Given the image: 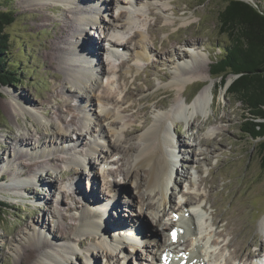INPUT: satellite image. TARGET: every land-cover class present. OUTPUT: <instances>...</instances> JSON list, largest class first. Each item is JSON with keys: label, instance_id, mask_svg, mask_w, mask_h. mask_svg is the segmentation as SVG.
<instances>
[{"label": "rangeland", "instance_id": "1", "mask_svg": "<svg viewBox=\"0 0 264 264\" xmlns=\"http://www.w3.org/2000/svg\"><path fill=\"white\" fill-rule=\"evenodd\" d=\"M78 1H65V5L53 7L51 0H2V9L14 15V22L5 29L10 42L6 55L7 66L16 73L19 82L0 91V147L6 144V152L0 158V175L4 176L0 179V201L8 206L0 222V264H19L23 248L41 247L42 241L50 246L41 248L40 255H51L56 260L52 264H137L141 261L139 256L143 258L145 253L148 255L155 249V244L168 240L164 227L176 222L175 216L182 215L178 212L180 204L190 200L204 208V238L217 244L212 257H217L221 264L259 263L257 255L264 253V231L259 227L264 220V170L255 151L256 141L240 132L242 105L227 94L225 87L219 88V79L210 75L212 62L222 55L221 49L229 42L219 24V14L226 0ZM103 1L106 4L103 5ZM253 4L263 7L264 0H253ZM127 11L134 14V29L140 31L144 39H140L139 33L133 36L134 30L122 31L123 38L114 40L116 47L110 48L109 57L118 52L114 58L109 59L105 51L100 57H92V62L88 58L93 66L89 68L90 73L98 84L92 94L77 89L76 86H82L70 82L69 74L80 71V66L78 63L65 65L66 52L82 40L79 32L95 43L103 42L105 50L108 49L103 41L109 38L105 28L112 22L121 25L119 20ZM41 16L47 18L42 25L38 21ZM95 18L98 23L91 27L86 25L83 32L80 22ZM64 23L77 29L65 37L64 44H59L60 61L55 59L54 64L49 65L43 54L53 39L52 30ZM129 38H132L130 42ZM139 40L144 41L149 52L142 61H137L136 55L141 45ZM189 49L197 53V63L191 65L190 70L198 73L203 69L204 79H194L185 88H176L171 84L172 74L178 59L190 60ZM89 52L91 54V48ZM102 65L104 74L100 71ZM230 78L233 76H228L226 82ZM210 83H213L211 111L208 110L205 117L193 114L189 126L185 118L175 117L167 125L168 133L176 136L172 145L179 160V174L168 187L170 203L167 197V203L158 208L161 196L157 190L152 193L134 190L136 184L142 186L146 181L142 170L137 169L129 181L131 174L126 175V172H133L134 152L128 150L138 146L139 135L150 127L155 116L172 109L181 92L180 100L188 104ZM105 94L114 100H103ZM15 101L29 114L18 108L12 113L4 109L3 105H14ZM98 108L110 112L113 120V114L121 118L119 125L123 126L125 138L115 143L114 137H108L106 125L97 123L92 116L94 112L99 113ZM54 110L57 115L49 116ZM207 119L208 123L204 124ZM39 120L47 124V129H65L66 142L51 147L34 145L40 136L34 129L42 132ZM88 125V135L77 141V130L84 133ZM114 127L116 131L121 128ZM24 134L35 140L30 146L19 149L11 139L18 141L17 137L25 138ZM48 135L51 140L60 141L51 131ZM209 137L216 140L206 147L196 145L195 140ZM107 139L120 146V152L109 148ZM94 147L96 153L85 156ZM17 153L24 157L13 161L11 158ZM56 156L59 159L51 163L49 160ZM73 160H77L76 166L72 165ZM81 162L85 166L81 167ZM28 167L31 171L21 175L19 181L28 186L25 193H13L9 190L11 181L7 180V173H24ZM80 188L88 198L98 195L100 200L87 203L91 200L83 197L77 190ZM72 203L74 208L70 207ZM51 204L53 209L50 210ZM86 204L92 205V210L98 214L102 212L108 231L115 228L113 220H122L130 223L126 228L137 226L142 233L139 231L130 237L131 241H126L123 231L110 232L112 236L124 238L116 239L120 244L124 242L121 248L118 245L119 251L112 253L113 248L108 256L103 250L89 263L87 249L95 247L97 240H88L80 246L68 241L89 237L77 231L79 215ZM170 204L177 214L170 213ZM55 208H58L56 212ZM157 211L160 212L158 217ZM63 216L68 220L63 221ZM212 217L218 221L213 226ZM64 225L69 228L65 239L57 240L52 234ZM193 238L196 237L188 236L176 246L185 249ZM67 244L73 247L72 253L65 248ZM39 260L36 258L31 264H38Z\"/></svg>", "mask_w": 264, "mask_h": 264}, {"label": "bare ground", "instance_id": "2", "mask_svg": "<svg viewBox=\"0 0 264 264\" xmlns=\"http://www.w3.org/2000/svg\"><path fill=\"white\" fill-rule=\"evenodd\" d=\"M39 1H43V0H39ZM45 1H49V0H45ZM51 1L53 2V7H55L57 5H65L67 1H71V0H51ZM72 1H74V0H72ZM75 1L79 2L78 0H75ZM102 3H103V5L106 4L105 1H103ZM127 4L130 5L131 2H127ZM121 14L122 13L118 14L117 17H120ZM44 20H47V18L44 16H41L38 18V21L41 23V25H42V23H45ZM119 22H121L122 24L118 25V22H112L111 25H109L105 28L107 35H108L107 37H109V38L104 39L103 41H106L108 49L105 50L106 47H105L103 42H101L100 44L95 43L92 40H90L89 38L84 37L83 33L79 32V36H81L82 40L79 39L80 42L74 44L72 46V49L70 52H66L67 60L63 63L65 65H69V66H74L75 64L78 63L80 66V68H79L80 71L79 70L76 71L74 69L75 71H71V73L69 74V78H70L69 81L70 82L78 83L82 86V87L76 86L77 89L84 90L87 93L92 94L94 87L98 84L93 80V76L90 73L89 68H91V65H90L89 60L91 59V62H92V57H100V54L102 51L103 52L105 51L107 53L106 54L107 57H109L108 55L110 54V52H112L111 51L112 49H110V48L115 45L114 40L116 41L118 39L123 38L121 35L122 31H133L134 30L133 36L139 33L140 39H142V40L144 39V36L141 34V32L138 30L136 31L134 29V14L131 11H127V13L124 16L122 14ZM80 23H81V26L84 27L86 25L88 26L89 24L95 25L98 23V21H97V18H95V19L82 20ZM75 29H77V28L72 27L71 25H69L67 23H64L60 27H58L56 30H52L51 34L54 35L53 39L49 41V45H48L49 48L45 52V54H43V57L48 61L49 65H53L55 59H56V61H58V60L60 61V59H61L60 58L61 57V48H60L59 44L60 43L64 44L66 42L64 40V39H66L65 37L68 36L71 32H75ZM131 40H132V38H129V42ZM50 42H51V44H50ZM140 43H141V45L138 47V52L136 53V55L138 57L137 61L144 60L146 57H148V54H149L148 47L144 43V41H140ZM114 47H116V46H114ZM90 48H91V54L89 52ZM188 52L191 55L190 60L180 61V59H178L177 60L178 62L176 63V66H175V70L172 74L171 84H173V86L176 88L177 87L185 88L186 85L190 84L194 79H198V78L204 79V77H202L203 69H201V72H198V73L195 72L194 70H190L191 65L197 63V59H196L197 53L191 49H189ZM113 53L116 55L118 52H113ZM114 54L111 55L109 57V59L114 58L115 57ZM88 58H89V60H88ZM101 64H102V61H101ZM100 71L102 74L105 73V68L103 65L101 66ZM212 84L213 83H210L206 87H204L195 96V98L188 104L185 103V100L184 101L180 100V98L183 97V92H181L180 95L178 96V98H176L174 100V104H173L172 109L170 111H168L167 113H163V114H160L158 116H155L152 120L150 127L146 131L141 132V134L139 135L138 146L137 147H130L128 150V151L134 152V155H133L134 159H133V165H132V171L133 172H131L129 170L126 172V175L131 174L129 176V181H130V178L133 177L132 175L135 174V171L137 169H140V171L142 170L143 178L146 181L144 182V184H142V186H140V185L138 186V184H136L134 190L143 189L145 193L146 192L152 193L155 190H157L158 195L161 196L159 203H158V208H160L163 203H165V202L167 203V197L169 198L168 202L170 203V195H168V187H169L170 183H172V181H175L174 176L179 174L178 169H177V162H179V160H178L177 156L174 154L175 151H174V148L172 145V140L176 136L170 135V133H168L167 125L175 117L176 118H183V119L185 118V121H186L188 126L190 125L189 119L191 118V116L193 114H198V115L205 117L207 114V111L208 110L211 111L212 97H211V90L210 89H211ZM95 90H96V88H95ZM102 99L107 100V101H113L114 100L109 95L104 96ZM21 100H23V99L21 98ZM96 100H97V98H96ZM98 101L99 100H97L96 102H98ZM98 104H99V102H98ZM100 105L103 108L104 105H102V104H100ZM3 106H4V109L9 113H12L13 111H15V109L17 110V108L23 110L25 114L28 113V111H26V109L21 107V105L19 103H17L16 101L14 102V105H10L9 103H7L6 105H3ZM98 109H99V113L96 114L94 112L92 116L95 117V121L97 123L100 124V122H102L101 124L106 125V133L109 134L108 137H110V136L114 137L115 143H117L118 139L123 138L125 136L124 132L122 131L123 126L121 125V123L119 125V122L122 121L121 118L118 117V115L113 114V117H114V120H113V118H110L112 116V114L109 116L110 112H106L100 108H98ZM56 115H57V110H54L51 114H49V116H56ZM205 122L206 123H204V124H207L208 119ZM114 125L118 126V127L121 126V128L116 131ZM38 126L41 128L42 132L40 134L38 130L34 129L35 134L40 135V136H37L36 140L32 139V136L28 137L27 134H24L25 138L17 137L18 141L11 139L12 143H15V147L17 145L19 147V149L26 148V146L31 145V143H32L31 141H33V140H35V142L34 141L33 142H34V145H36V146L42 145V146H48V147H51L53 145H59L60 143L66 142L65 140L67 139V136L65 134V132H66L65 129L64 130L61 128H58L57 130H54L53 128L47 129V124H45L44 122H41V121L38 122ZM201 128H202V126H201ZM84 129L86 130V131H84V133L80 132L81 130H77L79 132V135L76 138L77 141H79L80 138H82L84 135H88L89 125L87 127H85ZM49 131L52 132L53 136L60 138V141L58 142L55 140H51V138H49V135H48ZM115 132L119 133L120 135H117ZM114 133L116 136H114ZM215 140H216V138H213V137L210 138L209 137L208 139L205 138V139H202L199 141L198 140H195V141L197 142L196 145H198V146L201 145V146L206 147L207 143L214 142ZM5 145L6 144H4L0 147V158L2 157L3 153L6 152V146ZM107 146L113 150H118L119 152L121 150L120 146L118 147L115 144L110 143V141H108V139H107ZM165 147H169V149L166 150ZM22 153H17L11 159L13 161L21 160L24 157V154H22ZM95 153H96L95 147L90 148L85 153V156H92ZM57 159H59L58 156L52 157L49 161L51 163L55 164ZM72 165L76 166L77 160H73ZM83 166H85V163L81 162V167H83ZM30 171H31V168L28 167L27 171H25L24 173L22 172L23 174L21 172L20 173L13 172V171L8 172L7 173L8 174L7 180L11 181V184H9V190L11 189L13 193L16 191H23L25 193L26 188L28 186L23 184L22 182H19V181L21 179L20 178L21 175H26ZM2 177H4V176L0 175V179H2ZM13 181H15L16 183ZM28 182L29 181H27L25 183H28ZM51 185H53V184L51 183L50 186ZM77 190L79 192H81V194H83V197L86 198L88 196V195H85L84 192L82 193V191H81L82 188L77 189ZM74 192L77 193L76 191H74ZM66 194L69 196L71 195L70 193H66ZM88 200H91V202H89ZM99 200H100V197L98 195L89 196V198L87 197V201H88L87 203H96ZM62 202L63 201H61V204H63ZM71 206L73 208L75 207L73 203L70 205V207ZM148 207L150 208V206H148ZM201 207H203L201 204H199L197 202H192L191 200L180 204V206L178 208V212L182 213V215H178L177 224H171V225H169L168 228L164 227L165 228L164 231H166L168 233V240L164 241L163 243L155 244V249L152 251H149L146 258L143 259L139 256L138 260L142 261V260H146L149 258L151 260H155V259H158L157 256L159 255V253H160V255H159L158 260H160V256L163 253L170 252L174 255H181V258L179 261L180 262L185 261L186 264H200V263H202V264H221V262L219 261V259L217 257H212L214 247H215V245H217L216 242H210L208 239L204 238L202 231L205 228V224H204V215L202 214L203 210ZM48 209H50V210L53 209L52 204L48 206ZM57 209L58 208H55L54 211L56 212ZM168 210L171 211L170 212L171 214L172 213L177 214V212L174 211L173 205H171V204L169 205ZM66 211H69V208H67ZM159 213L160 212H158V211L155 213L156 217H158ZM102 217H103L102 212L100 214H98V212L92 210V205L91 206H89L88 204L84 205L83 210H82L81 214L79 215V226L77 228V231L81 232V233H85V234L87 233V234H89V237L86 239L68 240L71 242H75V244L77 246H80L81 244H85L88 240H91V242L93 240H97L95 247H89L87 249V261L89 263L91 262L92 259L93 260L96 259V253L101 254L103 250L108 252L109 247L114 248L113 251H116L117 248L119 247L118 245L120 244V243H114L113 244V242L108 239L106 234L111 235V233L108 231L107 227L104 225V218H102ZM213 218L214 217L211 218V223H212L211 226L215 225V223L218 222V221H215ZM62 219H63V221L68 220V218L65 216H63ZM194 220L196 221V223L198 225L197 228L195 227ZM112 223L115 226V228L111 229V231L113 233L115 231H120V230L123 232L126 231V229L123 228V226L126 227V226H129L128 224H130L128 222L127 223L123 222L122 220H113ZM203 226H204V228H203ZM117 227H119V228H117ZM131 227H133V226H131ZM259 227L262 229V231H264V220L260 222ZM67 230H69V228L64 225V227L59 228L58 230H54L52 236L57 238V240L59 239V240L63 241L65 239V234H66ZM129 231H131V228L128 227V230L126 233H132L133 234V232H129ZM139 231H141L140 227L137 228L138 234H139ZM171 232H178V238L176 240V244L180 243L182 240H184V238H187L188 236H191V239H192V237H196L195 239L193 238V240L195 242L197 240V243H195L193 240L190 241L189 244L186 246L187 248H185V251L182 252L181 250H178L177 247L175 248V246L170 242ZM141 233H142V231H141ZM205 237H206V235H205ZM39 244H41V247L35 246V245H30L28 247L23 248V250L21 251V260H20L19 264H31V262L36 258L40 259L38 261V264H52L51 263L52 261L56 262L55 259L51 258V255H45V256L40 255L41 254L40 253L41 248L49 247L50 244L48 242H45V241H42ZM65 248H67L71 252V249L73 247H71L70 245L67 244V246H65ZM110 254H112V253H110ZM71 255L74 256V254H71ZM261 264H263V263H261Z\"/></svg>", "mask_w": 264, "mask_h": 264}, {"label": "trees", "instance_id": "3", "mask_svg": "<svg viewBox=\"0 0 264 264\" xmlns=\"http://www.w3.org/2000/svg\"><path fill=\"white\" fill-rule=\"evenodd\" d=\"M2 3L0 0V91L19 82L7 66L6 55L10 42L5 29L14 22V15L3 10ZM219 24L229 42L221 49L222 55L212 62L210 75L219 79V88L224 87L228 76H238L226 92L242 105L240 132L256 141L255 151L264 170V6L254 9L230 1L219 14ZM7 209L0 201V222Z\"/></svg>", "mask_w": 264, "mask_h": 264}, {"label": "water", "instance_id": "4", "mask_svg": "<svg viewBox=\"0 0 264 264\" xmlns=\"http://www.w3.org/2000/svg\"><path fill=\"white\" fill-rule=\"evenodd\" d=\"M230 1H238V2H242V3H244V4L248 5V6H251V7L254 8V9H257V6H256L255 4H253V0H226L227 3H226V5H225V7L228 5V3H229ZM225 7H224V9H225ZM224 9H223V10H224ZM237 77H238V76H233V78H230V79L225 83L224 87L227 89V88L229 87V85L233 82V80H235Z\"/></svg>", "mask_w": 264, "mask_h": 264}]
</instances>
